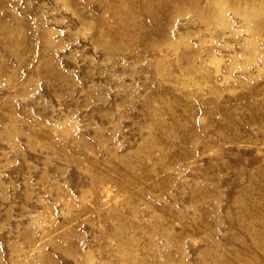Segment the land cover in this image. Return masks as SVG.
Segmentation results:
<instances>
[{"label":"rangeland","instance_id":"1","mask_svg":"<svg viewBox=\"0 0 264 264\" xmlns=\"http://www.w3.org/2000/svg\"><path fill=\"white\" fill-rule=\"evenodd\" d=\"M0 264H264V0H0Z\"/></svg>","mask_w":264,"mask_h":264}]
</instances>
